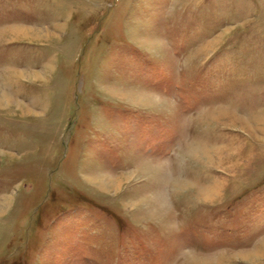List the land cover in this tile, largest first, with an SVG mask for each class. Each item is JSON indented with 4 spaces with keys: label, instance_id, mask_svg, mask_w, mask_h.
<instances>
[{
    "label": "rangeland",
    "instance_id": "1",
    "mask_svg": "<svg viewBox=\"0 0 264 264\" xmlns=\"http://www.w3.org/2000/svg\"><path fill=\"white\" fill-rule=\"evenodd\" d=\"M260 250L264 0H0V264Z\"/></svg>",
    "mask_w": 264,
    "mask_h": 264
},
{
    "label": "bare ground",
    "instance_id": "2",
    "mask_svg": "<svg viewBox=\"0 0 264 264\" xmlns=\"http://www.w3.org/2000/svg\"><path fill=\"white\" fill-rule=\"evenodd\" d=\"M23 33H24V32H23ZM204 146H205V145H204ZM195 148H196V147H195ZM196 149L199 150V151H203V150H206L207 152L209 151L210 154L208 153V156H210L211 158H213V156L211 155V153H212V149H208V150H207L205 147H202L201 145H200V146L198 145V148H196ZM194 150H195V149H194ZM223 150H225V149H223ZM231 150H232V149H231ZM206 151H205V152H206ZM210 151H211V152H210ZM218 151H219V153H220V152L222 151V149H219ZM225 151H226V150H225ZM203 155H205V154H203ZM238 155H239V153H236V152H235L232 156H233V157H235V156L238 157ZM222 157H223V156H222ZM209 193H211V191H209ZM211 194H212V193H211ZM162 201H163V200H162V197H159V198L157 199V202L155 201V202L153 203V207H154V210H155V211H159L160 209L163 208V205H161V204H162ZM163 204H164V203H163ZM260 251H261V253H263L264 250H260ZM261 253H260V254H261Z\"/></svg>",
    "mask_w": 264,
    "mask_h": 264
}]
</instances>
